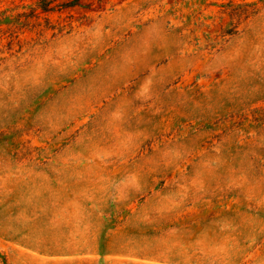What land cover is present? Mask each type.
<instances>
[{
  "label": "rangeland",
  "instance_id": "obj_1",
  "mask_svg": "<svg viewBox=\"0 0 264 264\" xmlns=\"http://www.w3.org/2000/svg\"><path fill=\"white\" fill-rule=\"evenodd\" d=\"M0 264H264V0H0Z\"/></svg>",
  "mask_w": 264,
  "mask_h": 264
},
{
  "label": "trees",
  "instance_id": "obj_2",
  "mask_svg": "<svg viewBox=\"0 0 264 264\" xmlns=\"http://www.w3.org/2000/svg\"><path fill=\"white\" fill-rule=\"evenodd\" d=\"M245 6H247V5H245ZM227 7H228L227 9H232V10H235L236 9V8L235 9L233 8L234 7V4L233 3L228 4ZM237 7H243V6L242 5H239Z\"/></svg>",
  "mask_w": 264,
  "mask_h": 264
}]
</instances>
